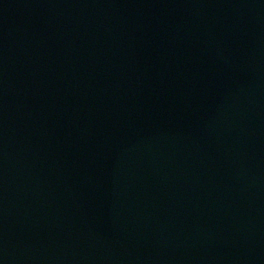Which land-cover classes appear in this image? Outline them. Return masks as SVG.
Returning <instances> with one entry per match:
<instances>
[{
	"label": "water",
	"instance_id": "1",
	"mask_svg": "<svg viewBox=\"0 0 264 264\" xmlns=\"http://www.w3.org/2000/svg\"><path fill=\"white\" fill-rule=\"evenodd\" d=\"M0 264H264V0H0Z\"/></svg>",
	"mask_w": 264,
	"mask_h": 264
}]
</instances>
